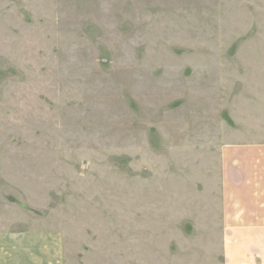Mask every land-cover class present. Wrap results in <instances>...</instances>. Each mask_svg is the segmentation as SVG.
Here are the masks:
<instances>
[{"label": "rangeland", "instance_id": "obj_1", "mask_svg": "<svg viewBox=\"0 0 264 264\" xmlns=\"http://www.w3.org/2000/svg\"><path fill=\"white\" fill-rule=\"evenodd\" d=\"M246 143L264 0H0V201L65 264H226L222 151Z\"/></svg>", "mask_w": 264, "mask_h": 264}, {"label": "crops", "instance_id": "obj_2", "mask_svg": "<svg viewBox=\"0 0 264 264\" xmlns=\"http://www.w3.org/2000/svg\"><path fill=\"white\" fill-rule=\"evenodd\" d=\"M222 226L234 238L226 264H264V144L232 145L222 151ZM24 209L0 201V264H65L63 235L22 228Z\"/></svg>", "mask_w": 264, "mask_h": 264}]
</instances>
